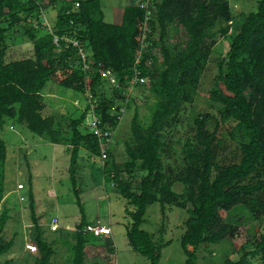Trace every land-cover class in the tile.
<instances>
[{
    "label": "trees",
    "instance_id": "trees-1",
    "mask_svg": "<svg viewBox=\"0 0 264 264\" xmlns=\"http://www.w3.org/2000/svg\"><path fill=\"white\" fill-rule=\"evenodd\" d=\"M42 1L0 0V129L6 120H12L51 143L66 145L70 152L68 170L81 212L75 225L76 242L72 245L70 264H93L85 262L89 232L84 228L94 220L85 218L75 178L80 148L100 158L98 137L85 123L92 111L98 125L107 123L110 127L111 140L102 160L103 170L110 173L112 186L126 199L125 211L130 218L126 225L128 244L147 257L149 264H158L162 248L170 244V240L155 238L142 227L146 209L153 203H159L161 211L166 205H176L188 213L179 240L185 254L183 264H197L200 249L212 254L224 251L225 243L232 245L231 237L241 224L240 217H233L232 212L239 207L247 211L250 220L264 226V0H255L256 9L244 15L239 31L224 43L225 50L216 60L215 84L209 98L218 105V110L198 112L193 120V133L184 139L183 167L176 176L183 184L181 194L173 191L165 179L163 131L175 120L182 105L193 100L219 44L218 38L228 34L233 19L229 1L149 0L142 6L145 0H132L123 8L121 22L111 23L104 19L101 0H70L52 25L44 22ZM27 15H32L33 21H27ZM19 23L32 41L31 53L6 62V32ZM170 25L185 30L187 40L183 46L176 41L167 42ZM156 30L158 40L152 39ZM65 38L76 40L77 45ZM157 42L159 58L152 51ZM143 47H147L146 52ZM148 60L158 66L148 67ZM135 68L148 81H136L128 91ZM102 69L116 75L117 86L101 75ZM50 81L80 93L83 101L82 107L69 101L73 108L68 116L67 134L54 115L42 114L43 90ZM133 89L140 93L143 103L153 98L147 121L140 119L138 97ZM120 98L125 99V107L131 102L135 105L130 120L131 138L124 144L127 154L124 169L116 163L112 150L121 114L118 107L112 106ZM226 122L230 123L228 135L238 142L241 156L237 162L219 165L216 147L221 125ZM6 155V144L0 137V203L5 193ZM134 177L138 180L136 186L131 183ZM179 196L182 200H178ZM29 199L36 229L34 240L40 254L31 257L36 264H50L52 243L43 236L32 193ZM7 217L5 210L0 211V255L7 253L13 243L5 241L2 234ZM258 226L252 227L250 238L234 249L238 256L225 252L219 264H252V258L264 264V231H259ZM214 258L207 263L213 264ZM10 263V259H5L0 264Z\"/></svg>",
    "mask_w": 264,
    "mask_h": 264
},
{
    "label": "rangeland",
    "instance_id": "rangeland-1",
    "mask_svg": "<svg viewBox=\"0 0 264 264\" xmlns=\"http://www.w3.org/2000/svg\"><path fill=\"white\" fill-rule=\"evenodd\" d=\"M228 1L233 14L231 28L225 37L218 38L219 44L200 78L199 87L193 100L182 105L175 120L171 121L163 131L165 146L162 159L165 179L171 189L178 194H181L183 190V184L176 178L178 171L183 167L181 147L184 139L193 133V120L198 112H216L218 110V105L209 98V92L215 84L213 78L217 72L216 60L225 50L224 43L229 42L239 31L244 15L256 9L255 0ZM130 2L132 0H101L105 21L120 23L123 8ZM42 3L44 22L47 25H52L57 14L63 10L62 7L66 3H70V0H55L51 4L48 3V0H43ZM21 14L25 15L24 12ZM27 17V21H33L32 15H27ZM3 25H7V23ZM158 36V30H156L152 39L158 40ZM166 39L169 44L176 41L183 46L187 40V34L183 27L170 25ZM6 44L4 58L6 62L31 53L32 41L24 34L20 23L13 25L6 32ZM58 49L56 48V50ZM146 51L147 47H143V52ZM152 51L157 58L161 56L158 42ZM154 64L156 63L151 60L147 61L150 68ZM58 80L59 77L56 81ZM132 92L134 96L138 97L140 119L142 121L149 120L153 98L143 103L137 89H133ZM43 94L45 106L42 114L54 115L56 120L61 121L63 133L67 134L70 128L68 116L73 108L69 101L82 107L83 101L80 93L65 89L57 82L50 81L44 88ZM116 101L112 107H118L121 114L120 122L113 135L112 150L116 163L121 169H124L123 163L127 160L124 144L131 138L130 120L135 105L131 102L128 107H125L127 103L124 98ZM92 117L93 115L88 113L85 123L92 120ZM229 128L230 123L226 122L221 125L219 131L220 139L216 147V161L219 165L237 162L241 156L238 142L228 135ZM0 137L5 141L7 150L3 180L5 193L0 203V211L5 210L8 217L2 234L5 241L12 240L13 242L10 250L0 255V263L5 259H10V264H36L31 256L34 254V256H39V250L26 254L24 248L25 242H35L36 229L29 207V194L32 193L36 214L42 218L40 225L43 228V236L52 243L53 253L50 257V264H70L72 245L76 242L75 225L81 218L68 170L70 152L66 149V145L51 143L33 134L25 125L12 120L5 121L0 129ZM122 176L127 177L126 173H123ZM75 178L85 218L89 221L98 218L103 224H109L112 229L111 234L107 237L87 234L85 262L93 264H149L147 257L134 251L128 244L126 225L130 218L125 211L126 199L121 197L112 186L110 173L103 170V161L98 156L89 155L84 147L80 148ZM19 183L24 185L23 188L17 187ZM131 183L132 186H136L137 178H131ZM178 200H182V197L179 196ZM232 214L233 217L241 219L240 226L231 237L232 245L225 243V246H222L223 249L226 248L224 251L221 250L219 253L216 251L212 254L200 249L197 264H208L207 261L214 257L213 264H219L225 252L236 257L238 254L234 253V249L250 238L252 227L256 228L255 226L259 225V231H264V226L261 223L248 218V213L244 208L239 207ZM222 215L225 216V212H222ZM55 216L59 218L58 224L61 228L67 225L65 229H60V232L50 231L46 226V223L49 225L51 218ZM187 216V211L176 205H166L163 211L160 210L159 203H153L147 207L142 227L154 234L155 238L161 236L163 241L170 240V244L162 248L158 264L184 263L185 254L179 240L185 229L184 221ZM161 226L164 228L163 232ZM252 264L261 263L260 260L252 258Z\"/></svg>",
    "mask_w": 264,
    "mask_h": 264
},
{
    "label": "built area",
    "instance_id": "built-area-1",
    "mask_svg": "<svg viewBox=\"0 0 264 264\" xmlns=\"http://www.w3.org/2000/svg\"><path fill=\"white\" fill-rule=\"evenodd\" d=\"M149 2V0H145L144 2L141 3L142 6H146L147 3ZM66 42H71L73 45H77V41L73 40L71 38H65ZM54 42H58V38L55 36L54 37ZM80 55L82 56V59L84 60V53L82 52V49H79ZM138 61V58L137 60ZM87 67V64L84 63V68ZM101 75L106 78V80H108V82L111 85L117 86L118 85V80L116 75L111 72L110 70H101L100 71ZM140 71H138L135 68L134 74L132 75V77L129 79V82L131 85L128 86V91H131L132 85L134 84V82L136 81H140V82H145L148 81V77H143L140 76ZM91 107H95V103L91 104ZM116 108V107H115ZM90 114L93 115L92 120H90L88 123H86L92 130V132L98 137L99 143H100V159L104 160L106 158L107 155V149L110 146V140H111V131H109L108 128L109 124L105 123L104 125H98V119L97 116L95 115V113L90 112ZM120 118V115H119ZM23 184L19 183L17 185L18 188H23ZM58 217L55 216L53 218H51V221L48 225L49 229L51 231H57L59 229V224H58ZM84 230L86 232L92 233L96 236H103V235H108L111 234V227L109 224H103L100 219L96 218L93 222L87 223L85 225ZM24 248L30 252V253H34L36 251H38V246L36 244V242L32 241V242H25L24 244Z\"/></svg>",
    "mask_w": 264,
    "mask_h": 264
},
{
    "label": "crops",
    "instance_id": "crops-1",
    "mask_svg": "<svg viewBox=\"0 0 264 264\" xmlns=\"http://www.w3.org/2000/svg\"><path fill=\"white\" fill-rule=\"evenodd\" d=\"M35 214H36V210H35ZM36 216H38V214H36ZM42 218L40 217L39 218V216H38V222H40L39 224H41V220ZM59 219V218H58ZM89 221V220H88ZM46 223V222H45ZM46 226L48 227V224L46 223ZM67 227V225H65L64 227H62V228H66ZM111 227V226H110ZM61 227H59V229L57 230V232H60V229H62ZM43 229V228H42ZM47 229V228H46ZM49 229V228H48ZM46 231H49V230H46ZM111 232H112V229H111ZM25 250V249H24ZM26 251V250H25ZM29 254V252L28 251H26V254ZM31 254V253H30Z\"/></svg>",
    "mask_w": 264,
    "mask_h": 264
},
{
    "label": "clouds",
    "instance_id": "clouds-1",
    "mask_svg": "<svg viewBox=\"0 0 264 264\" xmlns=\"http://www.w3.org/2000/svg\"><path fill=\"white\" fill-rule=\"evenodd\" d=\"M59 227H60V225H59ZM51 231V230H50ZM27 251V250H26Z\"/></svg>",
    "mask_w": 264,
    "mask_h": 264
}]
</instances>
